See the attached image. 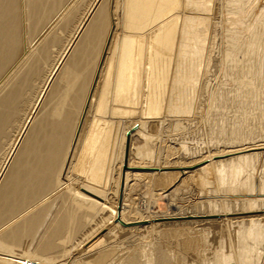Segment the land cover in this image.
Returning <instances> with one entry per match:
<instances>
[{
    "label": "bare ground",
    "instance_id": "1",
    "mask_svg": "<svg viewBox=\"0 0 264 264\" xmlns=\"http://www.w3.org/2000/svg\"><path fill=\"white\" fill-rule=\"evenodd\" d=\"M238 2L0 0V264H264L260 217L219 220L217 234L195 220L264 208L263 151L215 160L264 138L263 92L249 87L264 86L262 47L247 70L225 68L233 88L211 75L224 21L264 25V0ZM249 102L257 138L227 118ZM154 131L208 162L188 204L163 212L178 172L160 168ZM139 166L130 184L123 167ZM165 217L190 220L153 223Z\"/></svg>",
    "mask_w": 264,
    "mask_h": 264
},
{
    "label": "rangeland",
    "instance_id": "2",
    "mask_svg": "<svg viewBox=\"0 0 264 264\" xmlns=\"http://www.w3.org/2000/svg\"><path fill=\"white\" fill-rule=\"evenodd\" d=\"M224 1L225 2H228V0H224ZM226 5H227V3H226ZM229 6H230L229 8H231V9L234 8L233 12H239L240 10L238 8L241 6V3H239L238 0H229ZM253 11H251V12H253ZM227 13L228 14L229 13L231 14V12H225V14H227ZM258 14H259V11H258L257 15ZM251 15H252V13H250L249 16L244 17L241 20L240 23L237 22L236 23L237 25L232 26V27L229 24V22L224 21L225 24H223V29H222V35H223V37L220 38V45H222L221 48H222V50L224 52V57H223V60L221 61L222 62L221 63V62H219L221 60L220 59L221 57L220 58L218 57L219 60L216 61L218 58H217V55H215L216 56L215 58H217V59L215 60L216 62L214 61V64L211 67V75H214V79H215L216 82L218 80V82H217L218 87H221L222 86V88H228L230 85H231V87L233 85L232 84V76H226V77L224 76L225 73H226L225 68H227V70H228L227 72L228 73H231V72H233V70L236 71L235 65H237V64H239V66H241V67H242V65L244 66L242 70H240V68H239L240 71L247 70L246 69L247 67H245V66H249L250 64H257L258 58H257V50H256V48L258 46L262 47V51H261L263 53V63L262 64H264V33L262 31L264 29V25L261 24L260 22L258 23L256 21V17H253ZM213 18L214 17L211 16L210 17V21H209L210 22V25H211L210 26V29L211 30H209V32L211 34H213V25H212L213 22H214ZM218 20L220 21V18ZM220 34H221V30H220ZM36 36L39 37L40 35H36ZM36 36H35V38H36ZM26 37H27V30H26ZM217 38L219 39V36H217ZM236 41L238 42L237 45H235V42ZM251 45H252V47H251ZM55 50L52 51V55H51V57L53 56V58H54L53 60H56L57 59L56 58L57 56H56V54L54 52ZM111 50L112 49H110V51ZM248 50H249V53H247ZM110 51H109V53L107 54L106 57L107 58H111V56H113V58H114V54L112 55V53H110ZM215 51H217V49H214V52ZM242 51H244L246 54L244 55V53H242ZM112 52H113V50H112ZM112 64H113V61H112ZM232 65L234 66V68H232ZM238 67H236V68H238ZM230 69H232V70H230ZM245 79L246 78H244V80ZM253 80H254V82H253L254 86L253 85H250L249 86L251 88L254 87L253 88V92L251 93V95L258 96V92L261 89L262 92H263V96H264V86H262L259 83V81L258 82L256 81V80H258L257 78L254 77ZM248 82L249 83H252V80L249 79ZM240 87H243V86H241V84H240ZM245 88L246 87H244V89ZM217 104H218L219 107L222 106V103H217ZM254 109H255L254 108V104L249 102V103H246L245 105L239 106L238 109H232V111L230 113H227L228 120H232V119L235 118L236 119V126L238 128H242L243 129V133H244V129H245V132H247V133H248V131H250V133H248L249 135L245 133L246 136L248 135V138H253L254 137V134H256L258 132H259L258 134H260V130L257 132L256 131L257 129L254 126V120L256 121L257 120V117H258L257 116V112ZM20 115H22V114H20ZM145 118L147 120L154 121V120H156L157 117H154L153 118V117H148L147 116ZM263 121H264V119H263ZM120 122H121V120H120ZM252 128H253V133L251 131ZM254 131H255V133H254ZM167 133H166V135H164L163 133H161V136L162 137L160 136L158 138V136H156V134H155V131L152 132V135H154V141H153V143L156 142L154 145H157L158 148H160V150L158 149V151L155 153L156 155L154 156L155 158H157V160H160V163L162 165L160 168L161 169H168V170H166V172H175V171L178 172V177L176 178V180L170 186L171 188L169 187L168 190H166V192L163 195L166 198H163L161 201H158L157 202V206L159 205L158 208L162 212L163 211H167L166 208H165V206L168 203H170V202H171L170 204H172V205H176L174 203H177L176 206H179V205H187L188 204V202L186 201L187 202L186 203L183 200V198L184 197L186 198V196H188V194L191 191L194 190L195 186L197 185L196 183L198 181L197 180L198 179L197 172L203 167V165L205 166L208 163L207 161L203 160L202 162L201 161L198 162L199 164L198 163H194L193 164V163H191L189 161L190 158L189 159H187V158L186 159H183V158L181 159L180 158L181 157L180 155H182V151L180 149L181 146L179 144V142L181 141L180 138L178 136H173L170 132H167ZM250 134H251V137H250ZM258 134L255 135L256 136L255 138H257V135ZM174 138L175 139L177 138L176 141L174 140ZM218 138H220V136H218ZM229 138L230 137L227 136L225 140H227ZM172 139L175 142L172 141ZM216 140H218V139H216ZM263 140H264V138H261V140H258V142L256 141V139L255 140H248L249 142L246 140V141H244L243 145H242V143L241 144H237L238 147L236 146V144H235L236 147L234 145H232L228 149V152L229 153L226 156H224L225 158L224 157H222V158H216L215 160H218V159H228V158H233V157L241 156V155H244V154H252V153H255V152L256 153L257 152H262V151L264 152V145H263L264 144V141ZM136 141L139 143L140 142V139H137L136 138ZM136 141H134V144L135 145L137 144ZM259 141H261V142H259ZM254 142H255L256 145H254ZM190 144H192V143H190L189 141H187V144L186 145L191 147ZM257 146L258 147L260 146L261 148L260 147L258 148ZM242 148H244L245 151L242 150ZM237 149H238V151H240L239 149H241V151L238 152V151H236ZM180 151H181V153H180ZM231 151H232V154H231ZM233 152L235 154H233ZM195 157L196 156L193 155V158H195ZM0 159H1V157H0ZM165 164L168 165V166H164ZM128 168L129 169H124V167H123V170H124V172H125V170H128L126 172H129L130 173V174H128V176L131 175L130 176V179H128L129 182H130V184L132 182L131 180H133V178L131 179L132 174H135V173H144V171L142 169L143 168L142 166H139L137 168H131V169H130V167H128ZM145 171H150V172L153 171L155 173L159 172V170H152V169L151 170H149V169L147 170L146 169ZM147 188H149V187H147ZM139 190H138V192L140 193L141 192V189H139ZM170 193H172V195ZM149 195H150V197H152L151 194H149ZM149 195L146 196V199L149 200V201H151V198L149 197ZM261 195L263 196L262 198H264V195L263 194H261ZM171 196H172V198H173L174 201L173 200L171 201ZM202 199H204V198H202ZM216 199H217V197H215L214 200H216ZM166 200H167V202H166ZM181 202L184 203V204H182ZM163 203H165L166 205L163 204ZM253 210H255V209H253ZM253 210H251L249 212H247L248 210H244V211H239V210H237V211L235 210L234 211V210H232L230 213L228 212L226 214H221V215L220 214H214V215H211L212 217L211 216H208V217H203L202 218V216H200V217L198 216V218H195V220H203L204 223L206 222V223L211 224V227L212 226L214 227V224L215 225L217 224L218 227H214V229H213V227L211 228V230L213 229L215 231V233H216V231L218 230V228H220V226L218 224L219 223V220L226 219L228 217H231L230 219L228 218L229 220H231V222L232 221L236 222V220L238 221L239 218L240 219H245V217H249V218L251 217V218H255V219H259V217H260L261 220H264V216H263L264 215V212H261V211H264V208H260V210L259 209H256L255 212ZM224 216H225V218H224ZM169 218L170 217H165L163 219L161 218V220L154 221L153 223H157L158 225L159 224L160 225H170L171 222L172 223H174V222L178 223V222L190 220L189 218H183V219H169ZM205 219H206V221H205ZM210 220H211V223H210ZM212 223H214V224H212ZM160 229H163V227H160ZM212 233L214 235L217 234V233L215 234L213 231H211L210 234H209V240H211L212 237L214 238V235ZM157 236H159V235H157ZM210 236H211V238H210ZM198 237H201L202 238V236H198ZM215 237H217V235ZM201 238H198V242H199V243H197L198 245H200V243L203 242V240H201ZM199 249L202 250L201 247Z\"/></svg>",
    "mask_w": 264,
    "mask_h": 264
}]
</instances>
